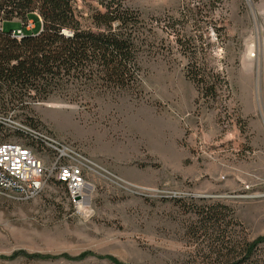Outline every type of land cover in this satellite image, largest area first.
Masks as SVG:
<instances>
[{"label":"rangeland","instance_id":"1","mask_svg":"<svg viewBox=\"0 0 264 264\" xmlns=\"http://www.w3.org/2000/svg\"><path fill=\"white\" fill-rule=\"evenodd\" d=\"M74 1L92 28L97 1ZM120 1L141 35L126 88L78 83L13 117L111 175L88 177L81 214L54 181L0 197V264H210L212 205L229 239L264 236V0Z\"/></svg>","mask_w":264,"mask_h":264},{"label":"trees","instance_id":"2","mask_svg":"<svg viewBox=\"0 0 264 264\" xmlns=\"http://www.w3.org/2000/svg\"><path fill=\"white\" fill-rule=\"evenodd\" d=\"M96 1L102 10L90 16L91 28L83 24L74 0H0V115L30 113L78 83L126 88L137 64L138 19L120 0ZM204 91L215 95L213 87ZM223 209L207 206L200 216L205 233L213 229L210 264H264L257 254L264 236L252 242L229 239L220 228Z\"/></svg>","mask_w":264,"mask_h":264},{"label":"built area","instance_id":"3","mask_svg":"<svg viewBox=\"0 0 264 264\" xmlns=\"http://www.w3.org/2000/svg\"><path fill=\"white\" fill-rule=\"evenodd\" d=\"M19 37L21 32L17 31ZM13 113L0 115L3 133L12 132L31 144L0 142V197L27 202L38 197L54 181L62 187L77 213L88 211L90 175H111L75 147L54 136L13 120ZM38 148L42 151L37 155Z\"/></svg>","mask_w":264,"mask_h":264},{"label":"bare ground","instance_id":"4","mask_svg":"<svg viewBox=\"0 0 264 264\" xmlns=\"http://www.w3.org/2000/svg\"><path fill=\"white\" fill-rule=\"evenodd\" d=\"M247 2L250 3L249 0H247Z\"/></svg>","mask_w":264,"mask_h":264}]
</instances>
